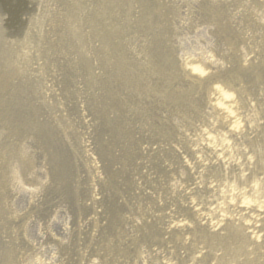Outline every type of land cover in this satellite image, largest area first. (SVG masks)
<instances>
[{
	"label": "rangeland",
	"instance_id": "374dc122",
	"mask_svg": "<svg viewBox=\"0 0 264 264\" xmlns=\"http://www.w3.org/2000/svg\"><path fill=\"white\" fill-rule=\"evenodd\" d=\"M222 1L216 22L208 21L201 7H189L190 14L179 18H186L180 25L186 26L178 29L184 41L176 42L171 38L180 26L169 14L172 0H0V145L11 149L6 160L16 157L17 146L28 151L30 161H19L24 163L21 174L34 165L44 182L42 192L0 197V264L7 259L8 264H203L193 261L184 239L205 264H215L213 255L220 254L200 249V242L213 236L200 235L203 229L190 221L188 205L177 209L188 202L179 192L169 195L172 175L165 172L167 163L177 162L169 145L177 146L178 131L192 134L198 125L195 99L209 85L183 87L177 81L159 94L144 88L140 95L135 86L155 83L142 71L146 63L166 72L168 53L195 51L194 37L186 32L192 18V26L207 25V32L220 27L223 36L207 38L214 49L206 56L219 67L213 76L231 84L239 77L255 95L254 101L245 97L254 102L255 113L240 101L236 114L243 135L237 139L207 124L214 146L225 138L230 146L223 165L230 169L213 184L222 193L246 189L243 199L264 202V181L254 196L247 193L254 177L238 185L235 172L230 173L234 165L253 169L264 158V133L257 136L245 123L264 122V9L258 0ZM181 96V105L171 101ZM173 123L182 127L176 130ZM84 144L103 173L96 185L100 200L93 206L89 185L96 171L82 156ZM244 153L254 164L244 165ZM2 163L1 158L0 168ZM181 168L177 176L184 174ZM6 172L0 175L10 182L12 172ZM231 175L232 182L226 180ZM177 185L192 189L189 183ZM193 193L196 203L203 194ZM216 197L211 196L215 204ZM178 221L189 230L168 234L167 224Z\"/></svg>",
	"mask_w": 264,
	"mask_h": 264
},
{
	"label": "bare ground",
	"instance_id": "6f19581e",
	"mask_svg": "<svg viewBox=\"0 0 264 264\" xmlns=\"http://www.w3.org/2000/svg\"><path fill=\"white\" fill-rule=\"evenodd\" d=\"M258 1L260 6L264 9V0ZM234 2L236 1L234 0ZM172 4L173 8L172 10L169 8V14L176 18L174 20L176 23L179 22L178 25H174L175 27L180 26L183 22H185L186 18H182L184 19L183 21L179 18L181 16L185 17L186 13L190 14L191 10L189 7L194 5L197 6V8L201 7V12L206 15V18L208 15L209 17L207 20H210L211 22H216V9L221 6L224 7V5H222L224 4L222 0H172ZM261 12L262 11L258 12V14ZM190 17L187 18L188 22ZM244 19L248 20V17L245 15ZM193 20L194 19L192 18L188 23L191 28L189 27L186 29V32L189 30V33L194 37V41L196 42L194 47L195 51L187 54V52L183 53L181 50V53H176L175 56L168 53L166 59V72L164 70L161 71V69H159L156 65L146 63L144 67H142V71H144V74H147L151 80H154L155 83L153 87L147 85L148 82L144 83L142 86L139 84L135 87L137 88V94L139 91L140 95L141 92L145 91L144 88H149L148 90L150 92H156L159 94L163 91L164 86L166 91L168 89L167 86L170 85V83H176L177 81H182L183 87H186V85H195L198 87L202 84L209 85L202 98L200 97L199 99H195L197 115L193 121H197L198 125L193 127L194 130H191L192 134H187L186 131H178L181 134H177V146L171 148L169 145L172 151V156L176 158L177 162L171 163V165H169L170 163L165 165L167 170L165 172L172 175L168 186V193L172 196L179 192L182 196H184V199L188 203H180L177 206V209L182 210L183 206L188 205L186 211L189 214L190 221L195 226H199L203 229V233L200 235L204 237H206V235L207 237L210 235L213 236V239L208 238L204 242H200V249L204 246L206 252L207 250L218 252V254H220L219 256L213 255L215 258V264H257V262L264 259V202L258 203L255 199H243L246 189L238 191V193H233L231 191L222 193L216 188V186L214 187L213 182L215 180H221V178L225 176V170L228 171L230 169H226L223 166L226 165V162L229 160L228 156L230 146L227 142L229 139L226 138L221 141L220 144L216 143L217 145L214 146L215 141L213 136H209V134H207L208 124L210 128L216 129L217 127H220L225 132V134H223L225 137L227 136L229 138L236 139L242 137L243 134L241 130L243 127L239 124L240 122L238 123L236 110L240 106V101L245 100L243 104L245 107H248L246 109L251 113H255L253 102L255 100V95L253 92L251 93L247 87H244V83L239 77L234 78V82H232V84L227 81L225 82L223 79L214 78L213 75L218 71L219 67L214 61L208 59L206 56L209 50L214 49L213 46H209L211 45L210 42L207 43V38L209 36L217 38L219 36H223L224 34L220 31V27H217V29L211 27V29H208L209 32H207V25L196 27L192 26L196 25L193 23ZM262 21H264V18H262ZM184 26H186V24L174 29L176 31L171 38L172 40H175L176 42L184 41V39L179 38L182 31H178V29H182ZM236 29L237 36H241V34L238 33L240 28L237 26ZM161 32L163 33L164 30ZM105 38L106 37H104V39ZM178 46L181 48V45ZM244 62L245 65L250 64V60L248 62L244 60ZM143 63H145L144 60L141 63V66ZM200 63H203L205 67L201 68L200 66H197ZM207 65L214 67L208 68ZM260 84L264 86V81H261ZM177 91L178 89H172V93L174 95L179 94ZM245 97L246 99L251 97L253 101L249 100L247 102ZM182 99L183 96L171 101L174 102L175 105H179V100ZM184 101L186 102V100ZM254 122L248 121L245 123H248L249 127L255 131L257 136L261 131L264 133V122ZM187 125L188 122L183 126ZM173 127L177 130L182 126L179 127L177 123H173ZM262 138H264V136ZM255 145L256 147L260 146L257 142ZM251 146L253 147V143L251 145H247L249 152L250 149H252ZM17 148H19L20 151L15 150L16 153H14V156L16 157L13 160H6L5 156L11 153V149L7 145H0V159H3L0 170H4L6 172V169L13 165V170L11 171L12 173L10 170L8 173L6 172V174L11 173L9 174L10 182L9 180L3 181L7 175H0V197L5 196V194L9 196H17L19 193H36L38 189L41 190L44 186V182L41 181V178L34 174L36 173L34 165H32L31 168H28L27 166L26 173L21 174L24 163H21L20 165L19 161L25 160L29 162L31 155H29V152L23 150L20 146H17ZM80 149L82 156L86 160H91L92 169L96 171V173L93 174V180L89 185L94 193L89 201L90 205L93 206L99 203L100 200V198L97 199L96 185L101 183L103 173L102 169L98 166L97 160L91 157L93 154L90 153L88 146H85L84 144L83 148L81 146ZM143 150L145 151V149ZM262 150L263 152L261 155H264V146H262ZM246 155L248 154H243V156H245L243 160L244 165L250 166L254 164V162L252 163ZM176 165L180 168L182 167L181 169L184 171L183 175L177 176L176 170L178 166ZM253 169L256 172L255 176L251 175ZM253 169L246 168L241 170V167L238 168L237 165H234L232 166L230 173L235 172L237 178L236 182L238 185L244 178L247 177V180H249V177H254L253 185L250 186L247 193L250 192L249 194L259 196L261 190H259L258 187H261V183L264 181V179H259V177H262V174H264V158L258 159V162L255 164V168ZM233 175L226 180H229L230 182L234 181ZM179 181L189 183V186L191 185L192 189L188 187L181 189L179 185H177V182ZM8 182L9 185L6 186ZM200 191L203 196L200 197L196 203H194L192 199L194 194L193 192ZM41 192L38 195H41ZM212 195L217 196V204L211 200ZM2 210L3 204L0 203V211ZM166 218L169 219L170 215H167ZM182 222L184 221L168 223L165 228L166 232H168V234H178L188 231V225ZM51 224L56 225L54 221H51ZM62 231L65 233L66 230L62 229ZM200 235H197V237ZM218 236L222 239H217ZM16 239L18 240L17 236ZM51 240L54 241L55 239L51 238ZM58 243L62 244L61 241ZM24 244L28 246L29 242H24ZM183 244L186 246L188 252L192 253L193 261L195 263L200 261L205 264V257L200 255L201 253L196 255L197 252L190 240L184 239ZM9 261L10 260L7 259L2 263L8 264ZM95 263L96 262H90V264ZM147 263L154 264L153 261H147ZM140 264H144V262L142 261Z\"/></svg>",
	"mask_w": 264,
	"mask_h": 264
}]
</instances>
